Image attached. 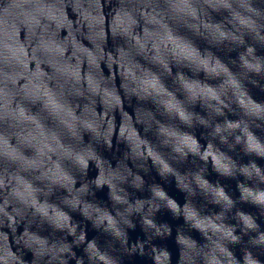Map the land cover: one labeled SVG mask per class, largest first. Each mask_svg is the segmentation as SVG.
Masks as SVG:
<instances>
[{
	"label": "clouds",
	"instance_id": "9594fccd",
	"mask_svg": "<svg viewBox=\"0 0 264 264\" xmlns=\"http://www.w3.org/2000/svg\"><path fill=\"white\" fill-rule=\"evenodd\" d=\"M0 264H264V0H0Z\"/></svg>",
	"mask_w": 264,
	"mask_h": 264
}]
</instances>
